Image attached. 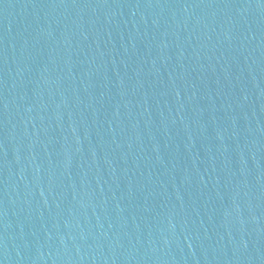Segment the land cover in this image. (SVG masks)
<instances>
[{
	"label": "water",
	"instance_id": "water-1",
	"mask_svg": "<svg viewBox=\"0 0 264 264\" xmlns=\"http://www.w3.org/2000/svg\"><path fill=\"white\" fill-rule=\"evenodd\" d=\"M140 0H0V200Z\"/></svg>",
	"mask_w": 264,
	"mask_h": 264
}]
</instances>
